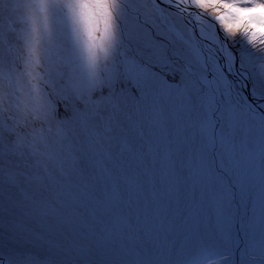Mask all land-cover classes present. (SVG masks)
Here are the masks:
<instances>
[{
	"label": "snow or ice",
	"instance_id": "snow-or-ice-1",
	"mask_svg": "<svg viewBox=\"0 0 264 264\" xmlns=\"http://www.w3.org/2000/svg\"><path fill=\"white\" fill-rule=\"evenodd\" d=\"M0 264H264V0H0Z\"/></svg>",
	"mask_w": 264,
	"mask_h": 264
}]
</instances>
